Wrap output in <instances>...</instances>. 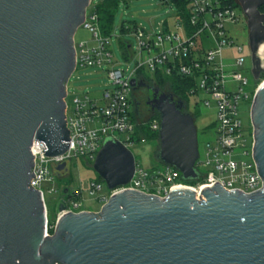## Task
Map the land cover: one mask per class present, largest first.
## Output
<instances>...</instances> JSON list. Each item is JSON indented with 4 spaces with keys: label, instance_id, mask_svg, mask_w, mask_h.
I'll use <instances>...</instances> for the list:
<instances>
[{
    "label": "water",
    "instance_id": "1",
    "mask_svg": "<svg viewBox=\"0 0 264 264\" xmlns=\"http://www.w3.org/2000/svg\"><path fill=\"white\" fill-rule=\"evenodd\" d=\"M247 17L251 71L264 74V0H238ZM92 0H0V264H264V187L198 192L175 187L162 199L128 185L136 159L113 136L93 168L111 191L100 211L66 213L46 235L47 209L32 184L33 141L46 157L67 152L66 85L75 70V34ZM134 87H144L146 83ZM160 114L157 158L185 181L201 177L198 129L182 101L153 88ZM254 157L264 180V82L250 111ZM66 163L58 166L64 169ZM67 209L62 197L59 216Z\"/></svg>",
    "mask_w": 264,
    "mask_h": 264
},
{
    "label": "built area",
    "instance_id": "2",
    "mask_svg": "<svg viewBox=\"0 0 264 264\" xmlns=\"http://www.w3.org/2000/svg\"><path fill=\"white\" fill-rule=\"evenodd\" d=\"M162 1L174 9L172 22L164 19L152 30L137 23H134L132 30L128 25L125 27L126 32L131 30L137 40L136 49L124 41L127 45L126 59L129 62L135 61L132 70L119 66L111 48V36L103 34L98 14L87 9L80 27L91 33V39L74 44L75 70L105 68L109 86L98 97L92 96L89 91L74 96L70 107L66 101L69 95L68 80L65 114L70 145L67 152L46 157L42 142L35 140L31 147L34 156L32 173L37 175L32 178V184L41 191L43 198L44 182H51L55 172L65 173L68 162L74 158L85 157L94 161L106 137L113 136L128 148L135 143L133 135L136 122L133 114L137 116L138 112L135 105L134 111L131 110L134 99L130 97L138 87L132 86L131 81L135 79L136 85L149 83L144 78L145 71L155 77L160 74L171 78L180 77L189 82V102L192 97H196V104L201 102L205 107L215 110L216 134L206 143L205 160L200 163L199 159L197 161L198 166L206 170L201 172L198 169L203 177L202 182L187 184L182 173L168 164L163 163V167L156 170H146L136 163L131 182L116 191L134 190L165 199L175 187L192 189L198 193L204 186L219 183L229 192L242 191L246 194L264 187V180L254 157L253 130L251 138H248L239 114L240 103L249 100L253 102L264 78L251 93L246 89L249 78L243 73L246 58L240 55L232 63H227L223 54L225 48L235 46L233 29L242 22L247 26V17L239 1ZM237 51L242 53L243 47L237 46ZM156 81H152L154 86ZM173 97L180 101L177 96ZM183 104L185 106L184 102ZM160 127L161 119L153 117L150 122L151 130L159 132ZM118 134L123 136L120 138ZM62 163H66V166L59 170L58 166ZM102 188L100 181H93L88 194L99 195ZM51 191L57 190L52 188ZM83 193V190L78 189L73 192L70 200L65 199L67 209L57 218L70 212L88 211L82 208ZM110 196L111 193L99 195V199L104 205ZM46 235H52L49 232L48 216Z\"/></svg>",
    "mask_w": 264,
    "mask_h": 264
},
{
    "label": "rangeland",
    "instance_id": "3",
    "mask_svg": "<svg viewBox=\"0 0 264 264\" xmlns=\"http://www.w3.org/2000/svg\"><path fill=\"white\" fill-rule=\"evenodd\" d=\"M102 0H93V4L89 6L88 11L91 12L95 4ZM174 9L171 5L164 3L162 0H120L119 6L116 11L115 25L112 36L110 38V44L114 53L115 60L119 62V66L123 69L129 68L132 70L135 66V61H128L124 55L121 42H129L134 49L137 47L136 37L133 36L131 30L134 23L140 25L148 30L158 27L160 22L164 19H168L170 22L173 20ZM128 25L131 30L128 32H122V28ZM235 46L224 49V59L227 63H232L235 58L242 55L246 58V63L243 68V73L249 78V84L246 87L251 93L257 85L251 68V56L249 48V31L246 23H240L235 29H233ZM91 33L80 27L75 34V43L84 40H90ZM237 46L243 47V52L237 51ZM144 78L148 81L158 80L157 77L151 73L145 71ZM109 86V79L106 74L105 68H85L75 70L68 82L69 95L66 98L70 107L73 105L74 96L82 95L89 91L92 96L98 97L101 92ZM151 92L144 88L138 87L135 93L130 98L134 99V102L141 101L143 106L138 109V114L133 118H136L138 125L149 124L150 119L154 117V112L145 105L148 96ZM198 98L192 97L189 102V110L196 116V126L198 129L199 139V163L205 160L206 143L214 138L216 134V113L214 109L205 107L201 102L196 104ZM252 100L242 101L239 105V114L243 122L245 134L248 138H251L253 126L251 123L250 111ZM136 108V105H135ZM134 104H132V109ZM134 111V110H133ZM121 138L123 135L118 134ZM146 138L141 135V139ZM160 141L153 138L148 141L135 142L131 147L136 163L146 170H156L163 167V163L157 158V151L159 149ZM94 161L85 157L74 158L68 162L67 171L62 174L55 172L53 180L51 182H44L42 184V190L44 192L45 204L47 209V216L49 219V232L55 228L57 214L56 206L58 201L64 197L66 200H70V195L74 191L80 189L83 190V207L88 211L98 212L103 206V203L99 199V195H109L111 191L107 188L105 182L100 179V176L93 168ZM53 170V168H51ZM201 172L206 171L202 166H198ZM93 181H100L103 184L102 191L99 195L91 196L88 194V189ZM52 188H56L55 191H51ZM68 188L69 192L64 189Z\"/></svg>",
    "mask_w": 264,
    "mask_h": 264
},
{
    "label": "trees",
    "instance_id": "4",
    "mask_svg": "<svg viewBox=\"0 0 264 264\" xmlns=\"http://www.w3.org/2000/svg\"><path fill=\"white\" fill-rule=\"evenodd\" d=\"M119 1L120 0H102L101 2L95 4L93 7L92 11L98 14L102 32L107 37L112 36L114 25H115V16H116V11L119 6ZM92 4H93V1L91 5ZM260 10L264 12V6L260 7ZM125 31H126L125 27H123L122 32H125ZM121 45L124 50V55L127 57V45L125 44L124 41L121 42ZM157 78L158 80L156 81V84H155L157 87H159L162 91H167L171 93L172 95L177 96L180 99V101H183L185 105L188 107L189 97L187 94V90H188L189 82L184 81L180 77L171 78V77L162 76L160 74L157 75ZM263 78H264V74L261 76V79L257 81V85L261 82ZM148 84L153 85V82L149 81ZM153 112H154V117L160 118V114L157 111L153 110ZM192 115L195 116L194 113H192ZM151 119L149 120L150 122H151ZM134 120L136 122V118ZM141 135H144L146 137L144 138L145 141L151 140L153 138H156L159 140V132L152 131L150 128V123L148 125L146 123L142 125H138L136 122V129L133 135V140L135 142L142 141L143 139H141ZM202 181H203L202 176L200 177L199 180H196V181H185L184 180V182H186L187 184H191V185L197 184L198 182H202ZM64 190L66 192H69L68 188H65ZM72 196L73 194L70 195V197ZM53 231L54 229L51 230L52 233Z\"/></svg>",
    "mask_w": 264,
    "mask_h": 264
},
{
    "label": "flooded vegetation",
    "instance_id": "5",
    "mask_svg": "<svg viewBox=\"0 0 264 264\" xmlns=\"http://www.w3.org/2000/svg\"><path fill=\"white\" fill-rule=\"evenodd\" d=\"M154 87H156V86L151 85V84H148V83H146V86L141 87V88H144V89H146L147 91L151 92V95L148 96L145 105L148 106V107L150 108V110H152V111H153V109H152V107L149 105V101H150V100L153 98V96H154V95H153V88H154ZM134 105H136V111L138 112V109H139L141 106H143V103H142L141 101H136V103L134 102ZM183 110H184L185 112H188V113H191V114H192V112L189 110V108H188L186 105L183 107ZM193 117H194V120L196 121V117H195V116H193Z\"/></svg>",
    "mask_w": 264,
    "mask_h": 264
},
{
    "label": "bare ground",
    "instance_id": "6",
    "mask_svg": "<svg viewBox=\"0 0 264 264\" xmlns=\"http://www.w3.org/2000/svg\"><path fill=\"white\" fill-rule=\"evenodd\" d=\"M197 197H199V193H197Z\"/></svg>",
    "mask_w": 264,
    "mask_h": 264
}]
</instances>
